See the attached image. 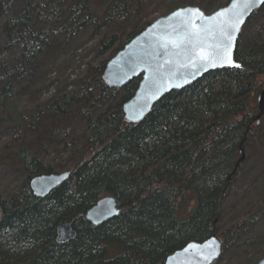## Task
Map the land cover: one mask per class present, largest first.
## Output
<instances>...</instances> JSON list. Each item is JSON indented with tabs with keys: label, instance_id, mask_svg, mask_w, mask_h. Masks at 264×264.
Instances as JSON below:
<instances>
[{
	"label": "trees",
	"instance_id": "obj_1",
	"mask_svg": "<svg viewBox=\"0 0 264 264\" xmlns=\"http://www.w3.org/2000/svg\"><path fill=\"white\" fill-rule=\"evenodd\" d=\"M129 1L0 0V172L12 187L0 196V264H163L187 243L207 240L213 225L224 251L213 264H222L243 257L242 235L264 221V114L257 119L264 30L245 49L240 34V69L216 70L168 93L138 124L124 122L122 106L140 77L109 89L101 76L150 24L147 14L120 40H99L96 64L41 100L51 87L45 79L79 32L124 20ZM61 6L68 7L64 18L47 26ZM77 121L80 135L68 129ZM244 137L245 159L231 176ZM57 147L73 153L69 168L47 162ZM63 172L67 182L43 199L32 195L30 179ZM238 187L253 190V200L226 213ZM105 197L115 199L119 215L98 226L86 222L85 213ZM66 223L75 237L58 244L56 229ZM260 236L247 263L264 256Z\"/></svg>",
	"mask_w": 264,
	"mask_h": 264
},
{
	"label": "water",
	"instance_id": "obj_2",
	"mask_svg": "<svg viewBox=\"0 0 264 264\" xmlns=\"http://www.w3.org/2000/svg\"><path fill=\"white\" fill-rule=\"evenodd\" d=\"M232 5L233 0H230L225 7L210 15H205L196 7L178 8L154 20L106 62L101 80L109 89H120L140 77L133 97L122 106L125 123L142 122L165 95L190 86L207 73L241 68L234 58L241 29L264 4L253 5L248 9L242 17L243 23L239 25V30L233 33L235 39L232 45V60L233 64H238L239 67L200 58L202 53H214L216 45L222 39V33L232 31L230 24L235 20V13L244 8L243 3H239L235 8ZM193 10H198V14H192ZM220 12L225 15L218 16L217 13ZM257 110L259 119L264 114V88L258 97ZM256 125H259V122H256ZM244 142L245 137L239 144V159L231 176L245 159ZM69 176V172H63L33 177L29 181V189L35 198L43 199L67 182ZM119 213L115 199L105 197L91 207L84 218L91 225L98 226L117 217ZM74 237L75 232L69 223L56 229L58 244H64ZM209 245L215 247L213 256H209ZM222 253V243L213 225V233L207 240L187 243L182 249L170 254L163 264H213L219 260ZM205 256L209 258L206 260ZM257 264H264V256Z\"/></svg>",
	"mask_w": 264,
	"mask_h": 264
},
{
	"label": "rangeland",
	"instance_id": "obj_3",
	"mask_svg": "<svg viewBox=\"0 0 264 264\" xmlns=\"http://www.w3.org/2000/svg\"><path fill=\"white\" fill-rule=\"evenodd\" d=\"M228 0H138V3L142 6L139 10H136L135 0H130L127 4L129 15L124 19H114L112 22L105 23L102 28L95 29L93 27L88 30L80 31L76 39L72 44L66 48L65 53L60 56L57 60L56 66L52 68L51 74L45 79V87H50L49 89L43 90L41 93V100H46L51 97L54 89L64 85L65 80L68 78L70 81L74 78L83 76L88 65L96 64L99 60L93 47L96 43L103 39L106 40L110 36H115L117 39H121L126 36L129 30H131L138 23H142V19L147 14L146 22L152 23L154 20L159 18L165 12L173 9L176 5L178 7H196L200 9L205 15H210L216 10L225 7ZM193 2V3H192ZM111 1L105 2L103 10L110 6ZM143 9V10H142ZM68 11L67 6H61L56 12V16L49 19L47 26H50L57 22L58 16L66 15ZM84 18V17H82ZM101 21V17L99 18ZM78 22H82L81 17ZM2 20H0V25ZM264 30V6L256 13L251 19H249L243 28L241 29V48H247L250 46L251 42L254 40L259 32ZM5 56V55H3ZM19 56L18 51L15 50L13 59L17 60ZM63 63H68L64 65ZM71 127V128H70ZM68 129L80 135L83 132L84 126L81 122H73L72 126ZM6 138L1 139L5 141ZM49 157L47 162L55 166H65L70 167L69 160L73 155L69 150L61 151V147L55 148L54 152L48 153ZM9 188L12 187L9 184V177L7 174L0 172V196L5 193ZM253 200V190L247 189L245 187L233 188L229 192V197L227 199L226 213H230L232 210L241 211L244 204L248 201ZM252 223L249 222V225ZM257 223L256 225H258ZM254 232L248 234H243L240 239V245L242 246L241 251L243 257H233L229 261L223 260L222 264H250L251 254L247 250L251 245L256 244L258 240L259 243L263 237L260 235L264 234V221L256 226ZM260 237V238H259ZM258 263V262H257Z\"/></svg>",
	"mask_w": 264,
	"mask_h": 264
},
{
	"label": "snow or ice",
	"instance_id": "obj_4",
	"mask_svg": "<svg viewBox=\"0 0 264 264\" xmlns=\"http://www.w3.org/2000/svg\"><path fill=\"white\" fill-rule=\"evenodd\" d=\"M239 3H243L244 8L239 12L235 13V20L230 24L232 31H224L222 33V39L216 45V51L210 54H201V59H212L214 61H220L222 64H227L230 66L239 67L238 64L234 65L232 60V45L234 42V32L239 30V25L243 23L244 13L250 9L253 5L264 4V0H233L232 7L235 8ZM192 14H198V10H193ZM202 15V14H201ZM218 16L225 15L224 12L217 13ZM210 251L209 256L215 255V247L209 245ZM208 256H205L204 259H208Z\"/></svg>",
	"mask_w": 264,
	"mask_h": 264
}]
</instances>
